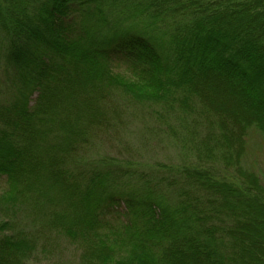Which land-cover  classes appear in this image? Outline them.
Here are the masks:
<instances>
[{
	"label": "trees",
	"instance_id": "trees-1",
	"mask_svg": "<svg viewBox=\"0 0 264 264\" xmlns=\"http://www.w3.org/2000/svg\"><path fill=\"white\" fill-rule=\"evenodd\" d=\"M104 1L123 2L0 0V60L17 80L0 94V201L80 245L81 264H264V179L242 165L248 130L264 137V0H131L170 49L133 26L102 33ZM92 5L102 19L88 25ZM129 97L171 109L199 164L87 162ZM41 238L0 231V264H30Z\"/></svg>",
	"mask_w": 264,
	"mask_h": 264
},
{
	"label": "rangeland",
	"instance_id": "rangeland-1",
	"mask_svg": "<svg viewBox=\"0 0 264 264\" xmlns=\"http://www.w3.org/2000/svg\"><path fill=\"white\" fill-rule=\"evenodd\" d=\"M128 2L119 3V8L108 9L107 2H105V8L107 11V19H102V14L98 12V6H93V15L97 16L96 20L92 19L84 20L88 25H93L100 18L104 23H100L97 29L105 32H113L111 27L118 29H126L132 27L137 30H146L153 38L160 41L166 48L170 49L171 41L167 27H157V24H153V20L141 12L140 9L133 7L131 0ZM219 1V0H218ZM223 0H221L222 2ZM238 0H225L224 5L229 6L231 10L236 9V2ZM135 4L137 1H134ZM103 7V8H104ZM108 9V10H107ZM97 12V14L95 13ZM149 18V19H148ZM99 19V20H100ZM159 20V18H158ZM160 21V20H159ZM165 25V24H164ZM157 27V28H156ZM111 29V30H110ZM98 30V32H99ZM168 55H171V51ZM8 59L2 58L0 60V94L5 92L4 89L8 83H17L15 79L14 70L7 64ZM124 62V61H123ZM122 60L116 59L113 62V67L116 71L132 76L134 80H140V77L134 72L127 70L128 64ZM15 79V80H14ZM121 96V94H118ZM34 99V97L30 98ZM126 99V98H125ZM129 99L133 102L132 106L124 107L122 111L126 113L124 124L117 125L116 133H112L110 138H98V144L89 148L86 152L87 162H94L95 160L106 159L110 157H119L126 165L131 167H144L149 170L152 167H156L163 164H169L174 166L192 164H199L192 148H194L193 142L190 141V137L186 136L181 130L183 122L177 116H171L172 110L168 109L163 112V119L158 115V110L154 105V101L139 103L135 102L131 97ZM123 100V99H121ZM120 100V101H121ZM34 102V101H33ZM125 103V100L123 101ZM129 103V102H128ZM160 103V102H159ZM127 105V104H126ZM122 106V105H120ZM188 124H190L188 122ZM183 129V128H182ZM246 136V151L242 158V165L252 170L262 179H264V137L254 128H250ZM200 139V137H199ZM198 142H200L198 140ZM110 160V159H109ZM116 162L114 160H110ZM208 161H211L208 159ZM204 163V162H203ZM211 163H207L209 166ZM221 172L222 177H229L232 175V171H228L226 168L219 164H214ZM5 177H0V197L2 195H11V188L7 185ZM240 182V180H238ZM1 200V198H0ZM2 201V200H1ZM0 201V231L10 234L24 232V229L29 230L30 234H38L42 238L38 241V246L34 253L30 256V264H81V253L83 249L80 245H76L70 238L64 236L61 233L45 232L41 234V219L31 211L23 210L19 212V209L12 205V202L6 203ZM3 204V205H2ZM19 212V213H17Z\"/></svg>",
	"mask_w": 264,
	"mask_h": 264
}]
</instances>
